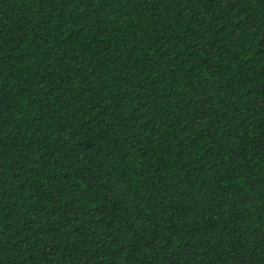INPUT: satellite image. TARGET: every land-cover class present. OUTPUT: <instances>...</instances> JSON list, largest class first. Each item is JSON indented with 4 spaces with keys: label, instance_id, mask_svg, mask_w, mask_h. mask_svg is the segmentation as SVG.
Masks as SVG:
<instances>
[{
    "label": "trees",
    "instance_id": "obj_1",
    "mask_svg": "<svg viewBox=\"0 0 264 264\" xmlns=\"http://www.w3.org/2000/svg\"><path fill=\"white\" fill-rule=\"evenodd\" d=\"M0 264H264V0H0Z\"/></svg>",
    "mask_w": 264,
    "mask_h": 264
}]
</instances>
